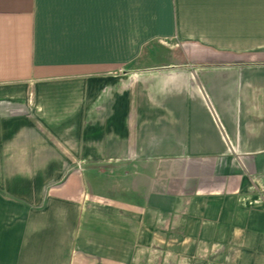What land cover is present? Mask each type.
I'll return each instance as SVG.
<instances>
[{
  "label": "crops",
  "instance_id": "crops-1",
  "mask_svg": "<svg viewBox=\"0 0 264 264\" xmlns=\"http://www.w3.org/2000/svg\"><path fill=\"white\" fill-rule=\"evenodd\" d=\"M0 264H264V0H0Z\"/></svg>",
  "mask_w": 264,
  "mask_h": 264
},
{
  "label": "snow or ice",
  "instance_id": "snow-or-ice-1",
  "mask_svg": "<svg viewBox=\"0 0 264 264\" xmlns=\"http://www.w3.org/2000/svg\"><path fill=\"white\" fill-rule=\"evenodd\" d=\"M92 2H111V0H92Z\"/></svg>",
  "mask_w": 264,
  "mask_h": 264
}]
</instances>
